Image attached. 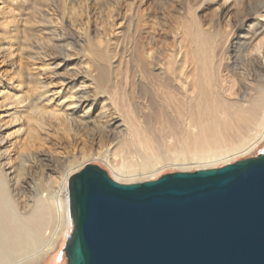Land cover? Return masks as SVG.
I'll return each instance as SVG.
<instances>
[{"label": "rangeland", "instance_id": "obj_1", "mask_svg": "<svg viewBox=\"0 0 264 264\" xmlns=\"http://www.w3.org/2000/svg\"><path fill=\"white\" fill-rule=\"evenodd\" d=\"M21 1L18 0L17 2L20 11L16 18L18 24L12 21L14 24L11 23L10 27L14 28V34L20 33L17 34L19 41L15 42L17 43L16 48L19 49L18 53L20 52L21 55H17L18 58L24 59L23 62L21 60L23 64L32 62L33 67L35 66L34 68L37 69L34 73L32 72L31 80L27 82L28 86H26L27 92L28 89L32 90L29 91L32 96L29 97V99L31 98L30 101L36 102V94L42 93L39 90L40 85L36 87L39 84L36 80L41 77L42 82L39 80L41 84L50 83L49 88L47 87L51 91L48 94L49 99L53 98L52 92L59 89V85V87L63 86L66 89L63 96L75 95L74 100L80 99L83 102V110L79 109V115L71 117L73 120H69V122L68 120L61 122V120L62 125H60V122L57 124L55 120L47 118L48 121L46 122L49 125L44 129L41 128L42 130L38 129L42 137L47 140L45 142L47 146L43 144L44 146L40 148L43 151L40 158H34L32 154H29L30 152L20 153L16 156L17 161L15 160V164L13 163L14 165L11 167L12 171L6 170L12 184L19 189L21 211L27 216L34 211L37 202L41 199L50 198L51 200L62 192L61 174L65 170H69L68 162L73 159L72 156L80 157L78 158L80 163L81 160H84V154L86 156L87 153L92 152H96V154L113 152L114 155L112 153L109 157L116 159V154L117 160H119L120 154L115 152L121 153L126 145L132 149L138 146L137 144L130 146L134 143L130 141L131 136L129 135V131L132 129L143 125L147 126L148 130L153 127L152 130L158 133L159 130L157 131V129L161 124L168 125L170 122L173 123H171L172 125L183 128V121L181 118V121L179 120L177 112L181 110L183 107L181 105H184L185 101H189L192 90L189 89V86L184 87L179 83L181 69L178 68L182 64L175 58L180 55L179 53L183 55L189 53L190 64L194 62L195 30L201 29L212 33L217 27L223 33H225L224 31L241 32V27L237 28V22L241 20L238 17L237 9L223 8V13H220L224 0H217L216 2L210 0H83L85 7L83 12L80 4L71 0H25L22 5ZM110 13H113L115 23L118 21L114 28L107 26V17ZM218 17H220L219 24ZM62 18L66 23H63ZM87 18L90 19L88 24L85 23ZM50 19H60L59 22L62 21L63 25L57 27L53 24L54 20L52 22ZM8 21L9 19L3 25L0 22V26H6ZM22 21L24 23H21ZM122 22L123 24H121ZM248 25L249 23L246 22L244 31L247 30ZM210 26L214 27L212 31H210ZM213 37L215 41H220L222 38L217 33L211 38ZM3 38L0 36V67L5 65L9 69H13V66L10 65L14 61L5 54L9 48L8 41ZM23 43H25V47H22ZM148 53L153 55V63L151 60H147L146 55ZM233 54L231 51V57ZM174 63L177 64L178 71L172 74L176 68ZM43 66L48 67H45L48 71L43 68L46 71L44 75L40 72V68ZM193 71L191 73L194 77ZM239 72V70H232L230 74L238 77ZM169 75H172V78ZM231 75L228 74V77ZM251 79V83H247L248 88L244 89L245 93L248 92V100L258 96L260 91L264 89L263 84L255 78ZM30 86L35 87L39 92ZM0 90L7 91L4 82L0 83ZM29 94L28 96H30ZM16 95L19 96L20 93L18 92ZM35 95L36 97H33ZM170 97L176 100H171V102ZM183 98L188 99L183 100ZM59 100L63 102L65 98L55 97V102L51 103L53 104L51 108L57 107ZM177 105H180L181 108ZM168 106L169 109L172 106L170 110H168ZM175 108L177 114L173 113ZM89 109L91 110L89 111ZM33 110L31 107L28 114L34 113ZM68 113L70 114V112ZM162 117L164 120L166 119V122L162 120ZM137 118L141 119L138 121ZM3 119L4 122L0 126V164L2 165L6 163L4 154L5 149H7L2 140H5L6 134L18 133L20 130L19 126L4 130L5 122L10 124L11 119L7 116ZM129 121L130 123L133 122V124L131 123L132 126L129 125ZM140 122L142 125L139 124ZM134 123H138L139 126L133 127ZM24 125L27 128L30 124ZM143 126L140 129H144ZM161 127L159 129H162ZM132 132L135 131L132 130ZM159 133L158 136H161ZM127 134L129 137L126 136ZM125 137L129 138L130 145L128 141L126 142ZM21 140V142H27L24 136L21 137ZM131 140L133 139L131 138ZM129 147L127 150L132 151V149L129 150ZM135 148L133 152L137 150V147ZM45 150L50 151V153L44 152ZM263 150L264 142L258 149L247 155L234 158L225 157L212 162H197L198 164L193 162L181 164L182 166L179 164L181 168L179 165L167 166L156 171L155 174H147L148 177L140 175L133 180L127 178L124 181L140 183L156 180L166 174L176 172H195L202 169L220 168L226 164L255 157ZM86 158L84 162L81 161L83 165L86 163L98 165L112 177L113 171L105 162H91ZM38 159L39 161H37ZM6 168L8 167L6 166ZM54 225L51 224L46 230L45 235L47 237L54 233ZM72 230L73 226L70 222L69 234ZM64 247L65 244L60 246L41 264H67L66 255L63 251Z\"/></svg>", "mask_w": 264, "mask_h": 264}, {"label": "bare ground", "instance_id": "obj_2", "mask_svg": "<svg viewBox=\"0 0 264 264\" xmlns=\"http://www.w3.org/2000/svg\"><path fill=\"white\" fill-rule=\"evenodd\" d=\"M71 1L79 3L83 12L85 9L83 0ZM210 1L216 2L217 0ZM17 2L18 0H0L1 25L5 24L6 20L9 19L6 26H0V36L4 37L3 39L5 41H8L9 48L6 50V52H8H5V54H7L9 59L14 61V63L10 65L13 66V69H9V67L5 65L0 67V83L4 82L7 87V91L0 90V126L1 123L4 122L3 118L7 116L11 120L10 124L9 122H5L4 127L2 125L4 130L13 128V126L20 127L18 133H8L6 134L5 140H2L7 149H5L6 151L4 154L6 163L4 165L0 164V264H41L44 260L48 259L51 254L55 253L60 246L66 243L69 235L70 222L72 224L70 218L69 191L67 187L71 176L81 171L87 165V163L85 165L82 163L85 157L91 162H105L113 171L112 178L115 181L131 184L135 181L124 180H127V178L133 180V178L135 179V177L140 175H152V173L155 174L156 171L167 166L184 165L189 162H212L213 160H219L225 157L234 158L247 155L258 149L264 142V89L260 91L258 96L255 95L256 97H252L249 100L247 99L248 92H244V89L248 88L247 83H251V78H255V80L264 86V0H224L221 5L222 10H220V13H223V8L237 9L238 17L241 19L237 22V28L241 27V32L224 31L225 33H223L221 29L218 30L217 27L214 29L212 26H210V31L214 29L212 33L201 29L195 30V46L193 49L194 62L190 64L191 58L189 53H185L184 55L179 53L180 55L175 58L182 64L179 66L178 61L176 62L180 67L178 69H181V73L179 71V83L184 87L189 86V89L192 90L189 101H185L184 105H181L183 106L182 108L180 105H177L181 110L178 112L176 108L174 111L171 110L173 113L175 112V114L178 113L179 120L181 121L182 119L183 121V128L172 125V122H170V124L168 123V125L161 124V126H164H160L162 129H159L160 127L158 129L156 128L157 131H160V133L159 131L158 133L161 134V136H158V133L152 130L153 127L148 130L146 128L147 126H143L140 122L139 124L145 127L144 129H140V127H142L140 126L139 128L132 129L135 132H132L131 129H128L131 130L129 131L130 133L127 131L133 139L131 140L130 138V141L134 142L133 145H130L131 142L128 140L129 138L127 139L125 137L127 139L126 142L128 141L130 146H135V144L138 145L135 146L137 150L133 152V150L136 149L135 147L132 149L127 145L124 146L126 148H124V150L122 149L123 151H120L121 153L118 151L115 152L118 153V155L120 154L119 160H117L118 156L116 154V159L109 157L113 152L109 154H96V152H92L89 154L87 153L86 156L84 154V160L82 161L80 159L82 161H80L81 164L78 162V158L80 157H76V155L72 156L73 159L70 158L72 160L68 162L69 170H65V172L63 171L64 173L61 174L60 186L62 187V192L51 200L50 198L41 199L37 202L34 211L30 215H24L19 203V189L12 184L6 170L12 171L11 167L15 164V160L17 161L16 156L20 153L30 152L29 154H32L34 158H40L43 153L40 148L44 146L43 144H45L47 140L42 137L38 129H44L49 125L46 122L48 121L47 118L55 120L57 124L61 120V122L73 120L71 117L78 116L79 109L83 110V102L80 99H76L77 101L74 100L75 95L71 97L63 96L66 89L63 86L59 87V85L58 88L60 90L55 89L52 92L53 98L49 99L48 94H50L51 91L48 90L47 87L50 83L41 84L39 82L41 77L39 80L35 78L34 80L38 81L39 84H36V87L40 85L39 90L42 91V93L36 94L38 98L36 95L33 96L36 97V102L30 101L31 98L29 99V97L32 96L29 94V91L32 90L28 89L29 91L27 92L26 86H28L27 82L31 80L32 72L34 73L37 69L34 68L35 66L33 67L32 62L23 64L22 62L24 59H20L17 56L20 55V52L18 53L19 49L16 48L15 45L17 43L15 42L19 41L18 35L20 33L18 34L15 31L16 33L14 34V28L12 29V27H10L11 23L14 24L12 21L17 23L16 18L20 12ZM24 2L25 0H22L21 5ZM107 18L108 27L114 28L117 26L118 21L115 23L113 13H110ZM59 20L55 19L53 23L57 27L66 23L63 18V23H61L62 21L59 22ZM217 20L219 24L220 17H218ZM89 22L90 19L87 18V22L85 23L88 24ZM246 22H248L249 25L247 30L244 31ZM21 23L24 22L22 21ZM86 24L83 25L85 26ZM121 24H123V22ZM215 33L222 37L220 41H215L214 37L211 38ZM25 43H23V45L21 44L22 47H25ZM231 51L234 53L233 57L230 55ZM146 56L147 60H154L151 53H148ZM176 63H174L176 68L172 74L178 71ZM150 66H152V64ZM45 67L43 66L40 68V72L43 75L46 72L45 70L48 71ZM192 70H194V77L191 73ZM232 70H239L240 75L238 77L231 75L230 73ZM42 74L41 76H43ZM228 74L231 75V77H228ZM171 76L169 75L170 78H172ZM40 81L42 82V80ZM30 88L32 87L30 86ZM33 88L35 89V87ZM35 90H33L34 93ZM18 92L20 93L19 96L16 95ZM36 92L39 91L36 90ZM28 94L30 96H28ZM55 97H64L65 100L63 102L59 100V102H57V107L51 108L53 106L51 103L55 102ZM170 98V101L176 100H173L172 97ZM188 98H183V100ZM32 100L34 99L32 98ZM31 107L32 110L34 107V113L28 114ZM170 109L168 106V110ZM90 110L91 109H89V111ZM68 112H70V114ZM21 115H23V117H20ZM163 117L162 120H164ZM140 119L137 118L138 121ZM132 121L131 123L133 124L135 121ZM164 121L166 122V119ZM61 122L60 125H62ZM128 123H130V121ZM131 123L129 125L132 126ZM24 124L30 125L25 128ZM138 126V123H134L133 127ZM129 135L127 134L126 136L129 137ZM23 136L26 137L27 142L24 141L25 143L21 142V137ZM127 147H129V150L132 149V151H128ZM46 151L47 150L44 152ZM262 152H264V150L260 153ZM47 153L49 154L50 151H47ZM27 159L29 158L27 157ZM37 161H39V159ZM6 166L8 168L5 169ZM13 179L15 178L13 177ZM51 224H55V230L51 236L47 237L45 232L49 229Z\"/></svg>", "mask_w": 264, "mask_h": 264}, {"label": "water", "instance_id": "obj_3", "mask_svg": "<svg viewBox=\"0 0 264 264\" xmlns=\"http://www.w3.org/2000/svg\"><path fill=\"white\" fill-rule=\"evenodd\" d=\"M68 191L67 264H264V152L131 184L87 164Z\"/></svg>", "mask_w": 264, "mask_h": 264}]
</instances>
